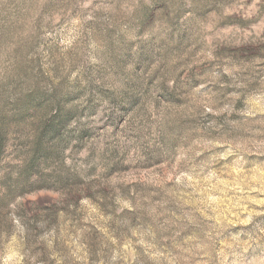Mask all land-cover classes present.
I'll list each match as a JSON object with an SVG mask.
<instances>
[{"label": "rangeland", "instance_id": "rangeland-1", "mask_svg": "<svg viewBox=\"0 0 264 264\" xmlns=\"http://www.w3.org/2000/svg\"><path fill=\"white\" fill-rule=\"evenodd\" d=\"M0 264H264V0H0Z\"/></svg>", "mask_w": 264, "mask_h": 264}]
</instances>
